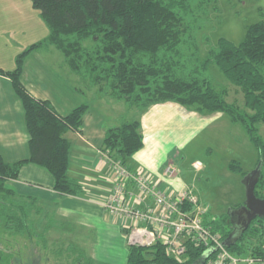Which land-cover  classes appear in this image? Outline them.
Instances as JSON below:
<instances>
[{"label":"trees","instance_id":"obj_1","mask_svg":"<svg viewBox=\"0 0 264 264\" xmlns=\"http://www.w3.org/2000/svg\"><path fill=\"white\" fill-rule=\"evenodd\" d=\"M31 1L48 24L49 35L19 53L14 69L0 68V74L12 80L23 103L29 133L27 158L11 163L0 155V192L7 201L0 213L6 216V228L25 231L29 222L35 224L41 211L33 199L16 197L6 185L8 180L18 178L25 163L46 168L54 178V189L61 194L79 195L83 191V186L69 175L72 144L65 134L70 129L81 130L90 105L83 103L60 114L50 101L34 97L22 80L28 56L51 46L63 53L71 70L101 98L123 101L142 111L171 101L200 113H223L240 125L258 150L256 168L261 176L255 191L262 197L264 137L259 125H264V18L248 25L238 44L219 37L202 58L197 33L206 23L210 7L217 8L216 0ZM210 64H215L243 93V106L228 101L227 87L213 86L202 74ZM196 66L202 73L194 70ZM141 129L139 119L110 127L103 148L125 165L144 147ZM228 168L242 177L249 172L237 159L230 161ZM204 223L226 242L235 230L228 213L221 219L204 218ZM239 232L228 249L236 255L264 257V218L257 217ZM205 251L191 239L184 258L169 255L161 241L152 246L129 245L126 264H203Z\"/></svg>","mask_w":264,"mask_h":264},{"label":"crops","instance_id":"obj_2","mask_svg":"<svg viewBox=\"0 0 264 264\" xmlns=\"http://www.w3.org/2000/svg\"><path fill=\"white\" fill-rule=\"evenodd\" d=\"M48 49L53 52V48ZM35 53H31L29 58ZM60 60L62 62L54 66L35 64L34 60L26 61L22 80L34 97L50 101L58 113L64 115L83 104L80 96L85 90L65 58ZM88 87L94 93L95 101L88 103L90 107L84 115L82 128L79 131L70 129L65 134L72 144L69 175L83 186L82 193H59L54 189L52 174L34 163H25L18 178L8 180L7 184L16 197L33 199L40 207L37 220L39 230L46 232L48 238H65L70 246L85 247L91 252V248L100 243L97 232H102L109 241L117 234L122 246L128 247L127 221L111 214L104 207L115 176L112 165L101 153L108 128L134 119L140 120L144 147L127 159L125 165L133 172L147 175L160 190L175 198L181 190L192 185L184 182L179 174L174 178L165 176V169L171 165L167 163L165 150L173 149L176 146L174 142L185 150L208 128L220 129L230 120L222 113H200L194 108L171 101L154 104L145 111L135 109V118L126 120L125 108H120L114 100L99 97L95 88ZM0 155L11 163L29 156V133L25 125L23 103L14 91L12 80L3 74H0ZM128 186L134 189L133 183ZM12 196L15 198V195ZM60 222L69 224V233H58ZM106 245L110 246L111 243ZM89 261L93 259L89 258ZM102 261L110 263L109 259Z\"/></svg>","mask_w":264,"mask_h":264},{"label":"rangeland","instance_id":"obj_3","mask_svg":"<svg viewBox=\"0 0 264 264\" xmlns=\"http://www.w3.org/2000/svg\"><path fill=\"white\" fill-rule=\"evenodd\" d=\"M216 1L217 8L213 9L214 5L210 7L208 19L197 33L202 58H205L208 50L216 45L219 37H227L238 44L244 39L248 25L264 18V0ZM49 32L48 24L31 0H0V68L14 69L18 54L31 44L47 37ZM51 48L53 52L47 48L38 49V52L33 51L32 54L36 53L31 58L29 57L32 54L29 55L26 61L34 60L35 64L57 65L62 62L60 58H64V55L56 47ZM194 70L200 72L197 66ZM202 74L209 77L213 86L227 87L228 101H238L240 105H244L243 93L215 64H210L207 72ZM77 78L85 90L80 96V101L83 103L95 101L94 93L88 87L87 81L79 76ZM114 101L119 103L120 108H125L126 120L135 118L137 107L123 101ZM259 128L264 137V125L260 124ZM174 143L176 146L171 150L168 148L164 154L167 163L177 170V174L171 178L179 174L184 182L192 185L186 188H192L199 195L201 204L207 211L205 219H221L231 209L245 203L244 177L230 170L228 164L237 159L241 161L246 171L251 172L256 168L259 154L240 125L230 121L223 124L220 129L208 128L185 150L180 149L177 142ZM102 152L108 151L103 149ZM103 157L105 158L104 155ZM260 192L264 197V188ZM2 197L0 192V210L7 202ZM5 218L6 216L0 213V264H126L129 245H133L129 242L128 232L126 234L128 247L122 246L117 234L109 241L102 232H97L99 246H94L90 252L85 247L70 246L65 238H60L61 240L48 238L46 232L39 230L38 217L35 224L29 222L28 229L21 232L6 228ZM57 231L60 234L69 233V224L60 222ZM107 243L111 245L107 246ZM101 254H104L101 258L109 259L110 263L102 261L99 257ZM89 258L93 261H89Z\"/></svg>","mask_w":264,"mask_h":264},{"label":"built area","instance_id":"obj_4","mask_svg":"<svg viewBox=\"0 0 264 264\" xmlns=\"http://www.w3.org/2000/svg\"><path fill=\"white\" fill-rule=\"evenodd\" d=\"M102 154L115 172L112 191L104 206L127 221L131 244L152 246L161 241L169 255L184 258L187 241L191 239L205 247L203 264H264V257L238 256L228 249L222 236L204 223L207 211L192 188L170 197L147 175L131 171L108 152ZM165 174L171 178L177 170L169 165ZM129 183H133L134 189H129Z\"/></svg>","mask_w":264,"mask_h":264},{"label":"water","instance_id":"obj_5","mask_svg":"<svg viewBox=\"0 0 264 264\" xmlns=\"http://www.w3.org/2000/svg\"><path fill=\"white\" fill-rule=\"evenodd\" d=\"M260 176L261 170L255 168L243 178V184L246 187V200L243 205L231 209L228 213L230 221L235 226V230L229 236V242L225 241L226 245L235 242L240 236L239 231L246 230L254 219L257 217L264 218V197L257 196L255 191Z\"/></svg>","mask_w":264,"mask_h":264},{"label":"bare ground","instance_id":"obj_6","mask_svg":"<svg viewBox=\"0 0 264 264\" xmlns=\"http://www.w3.org/2000/svg\"><path fill=\"white\" fill-rule=\"evenodd\" d=\"M238 256H241V255H238Z\"/></svg>","mask_w":264,"mask_h":264}]
</instances>
